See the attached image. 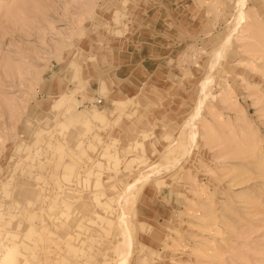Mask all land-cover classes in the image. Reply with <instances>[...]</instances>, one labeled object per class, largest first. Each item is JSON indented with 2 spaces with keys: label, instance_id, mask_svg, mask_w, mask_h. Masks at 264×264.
Wrapping results in <instances>:
<instances>
[{
  "label": "rangeland",
  "instance_id": "1",
  "mask_svg": "<svg viewBox=\"0 0 264 264\" xmlns=\"http://www.w3.org/2000/svg\"><path fill=\"white\" fill-rule=\"evenodd\" d=\"M243 3L236 25L238 0H0V258L115 264L122 209L127 264H264V0ZM143 44L167 57L114 102Z\"/></svg>",
  "mask_w": 264,
  "mask_h": 264
},
{
  "label": "bare ground",
  "instance_id": "2",
  "mask_svg": "<svg viewBox=\"0 0 264 264\" xmlns=\"http://www.w3.org/2000/svg\"><path fill=\"white\" fill-rule=\"evenodd\" d=\"M238 3H239L240 8H239L238 13L235 16L236 25H238L244 19V16L242 15V6L244 5L243 0H238ZM228 41H229V38H228L227 42ZM223 56H224V52L222 50L217 51L213 55L211 62H210V65H209V72H212V70L215 67V64L220 62L222 60ZM209 72H208V75H206V77L201 81V84H200L201 98L197 102V107H196L197 109L194 112L193 116L187 120L186 124L184 123V125L188 131L187 132L188 148H186L185 153L190 150V148L192 147V144L194 142V139L197 135V128L193 123H194L195 119L198 117L199 112H201V110L203 108V104H204L203 99L206 96V94L208 93V90H209V88L213 82V77L211 76V74ZM157 172H159V168L156 166H153L150 169L144 171L143 173L140 174V176L137 179H135L132 183H130L126 186L125 192H127V191L130 192L133 188L136 189V186L139 183L144 182L145 180H147L148 178H150L152 175L156 174ZM132 194H131V196H132ZM127 198H129V197H127ZM122 200H124V196H122L119 201L122 202ZM120 206H122V205H120ZM119 211L120 212L118 214V220L122 224V236L123 237H122L121 247H119L117 250V262L115 264H127L128 259L131 255L132 240H131L129 228L127 227V224L125 222V219H126V217L124 215L125 212L122 209ZM17 251L18 250H17L16 246H9V245L7 247L5 246V251L0 258V264H17V254H18Z\"/></svg>",
  "mask_w": 264,
  "mask_h": 264
},
{
  "label": "crops",
  "instance_id": "3",
  "mask_svg": "<svg viewBox=\"0 0 264 264\" xmlns=\"http://www.w3.org/2000/svg\"><path fill=\"white\" fill-rule=\"evenodd\" d=\"M126 47H128V44ZM122 48H124V45H122ZM122 48L119 49L120 52L123 51ZM148 49L149 47L143 44L141 52L135 53V57L121 54V59H118L119 70L116 74V79L119 80V83L116 86L115 91L109 92V99L114 98V102H124L122 98H126L127 100L133 99L140 93L139 89H141L142 86L148 82L154 71L159 68L162 59L167 57L160 56L158 54L154 55L151 51L147 52ZM161 52L162 51L159 50V54ZM144 76H146V79L142 78ZM139 85L141 86L139 87ZM97 99H99V105H106L107 102L104 97ZM163 111H165V109ZM166 115H169V111H165V116ZM129 126H131V124Z\"/></svg>",
  "mask_w": 264,
  "mask_h": 264
}]
</instances>
